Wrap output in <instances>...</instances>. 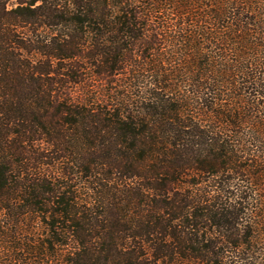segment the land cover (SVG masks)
Instances as JSON below:
<instances>
[{
    "label": "trees",
    "instance_id": "trees-1",
    "mask_svg": "<svg viewBox=\"0 0 264 264\" xmlns=\"http://www.w3.org/2000/svg\"><path fill=\"white\" fill-rule=\"evenodd\" d=\"M0 264H264V0H0Z\"/></svg>",
    "mask_w": 264,
    "mask_h": 264
}]
</instances>
